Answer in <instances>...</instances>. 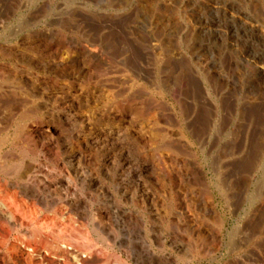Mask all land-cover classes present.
I'll return each mask as SVG.
<instances>
[{
  "label": "rangeland",
  "instance_id": "374dc122",
  "mask_svg": "<svg viewBox=\"0 0 264 264\" xmlns=\"http://www.w3.org/2000/svg\"><path fill=\"white\" fill-rule=\"evenodd\" d=\"M0 202V264H264V0H0Z\"/></svg>",
  "mask_w": 264,
  "mask_h": 264
},
{
  "label": "bare ground",
  "instance_id": "6f19581e",
  "mask_svg": "<svg viewBox=\"0 0 264 264\" xmlns=\"http://www.w3.org/2000/svg\"><path fill=\"white\" fill-rule=\"evenodd\" d=\"M8 54V53H7ZM9 55V54H8ZM4 81V80H3ZM12 81V80H11ZM6 83V82H5ZM23 87V86H22ZM24 105V104H23ZM29 135V134H28ZM22 137H23V135H22ZM25 153V152H24ZM35 168H36V166H35ZM162 169V168H161ZM40 171V170H39ZM26 173H27V171H25ZM41 172H43V171H41ZM169 171H167L166 173H168ZM25 173V174H26ZM23 174V173H22ZM47 174V173H46ZM27 175V174H26ZM25 175V176H26ZM45 175V174H44ZM22 176V175H21ZM24 177V176H23ZM31 194V193H30ZM34 201V200H33ZM2 202V201H1ZM0 202V237L2 238V239H6V237L8 236V228H7V225L9 224V223H11L12 221H13V218H12V215H11V213L7 210V208H6V206L3 204V203H1ZM37 204V203H36ZM33 210V209H32ZM38 211V210H37ZM22 219V218H21ZM47 223V222H46ZM14 227V226H13ZM28 229V228H27ZM35 229V228H34ZM34 229H33V231H34ZM47 229V228H46ZM27 231V230H26ZM36 232H40V231H36ZM26 235H27V237H29V238H32V236H33V233L31 232V231H27L26 233H25ZM38 234V233H37ZM46 235V234H45ZM53 235V234H52ZM22 236V235H21ZM43 236V235H42ZM25 239V238H24ZM33 239V238H32ZM42 239V238H41ZM53 239V238H52ZM36 240V239H35ZM1 241V240H0ZM28 241V240H27ZM32 241V240H31ZM29 242V241H28ZM7 243V242H6ZM37 243V242H36ZM24 244V243H23ZM38 244V243H37ZM22 245V244H21ZM1 246V245H0ZM22 247V246H21ZM31 248V250L33 249V246H31L30 247ZM6 249V248H5ZM13 249V248H12ZM34 250H36V249H34ZM26 251V250H25ZM24 256V255H23ZM22 256V257H23ZM12 257V256H11ZM45 257V256H44ZM19 258H21V256L19 257ZM52 258V257H51ZM24 259H25V257H24ZM17 262V261H16ZM19 263V262H18ZM10 264V263H9ZM27 264V263H26Z\"/></svg>",
  "mask_w": 264,
  "mask_h": 264
}]
</instances>
